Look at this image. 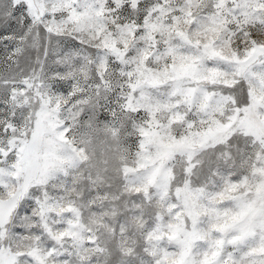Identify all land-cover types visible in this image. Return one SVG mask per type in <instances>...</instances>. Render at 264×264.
<instances>
[{
  "label": "snow or ice",
  "instance_id": "6c2138e0",
  "mask_svg": "<svg viewBox=\"0 0 264 264\" xmlns=\"http://www.w3.org/2000/svg\"><path fill=\"white\" fill-rule=\"evenodd\" d=\"M264 264V0H0V264Z\"/></svg>",
  "mask_w": 264,
  "mask_h": 264
},
{
  "label": "rangeland",
  "instance_id": "374dc122",
  "mask_svg": "<svg viewBox=\"0 0 264 264\" xmlns=\"http://www.w3.org/2000/svg\"><path fill=\"white\" fill-rule=\"evenodd\" d=\"M99 264H103V258L102 257L99 259Z\"/></svg>",
  "mask_w": 264,
  "mask_h": 264
}]
</instances>
